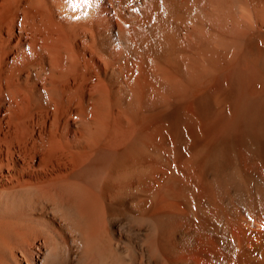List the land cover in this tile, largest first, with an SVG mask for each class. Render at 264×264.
I'll use <instances>...</instances> for the list:
<instances>
[{
    "label": "bare ground",
    "instance_id": "1",
    "mask_svg": "<svg viewBox=\"0 0 264 264\" xmlns=\"http://www.w3.org/2000/svg\"><path fill=\"white\" fill-rule=\"evenodd\" d=\"M0 264H264V0H0Z\"/></svg>",
    "mask_w": 264,
    "mask_h": 264
}]
</instances>
